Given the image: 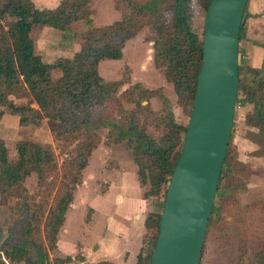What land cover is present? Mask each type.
Masks as SVG:
<instances>
[{"label":"trees","instance_id":"trees-1","mask_svg":"<svg viewBox=\"0 0 264 264\" xmlns=\"http://www.w3.org/2000/svg\"><path fill=\"white\" fill-rule=\"evenodd\" d=\"M95 1L61 0L54 9L40 10L32 0H0V120L7 113L19 118L20 127L39 125L43 118L57 121L61 128L55 132V139L66 148L58 176L54 155L48 147L19 141L17 159L11 161L0 139V204L13 215H30L24 232L29 248L20 243L4 251L11 264L73 262L69 256L51 260L50 254L56 251L66 214L77 187L82 184L83 171L102 142V133L105 146L124 147L136 167L139 186L147 188L143 200L153 202L154 209L145 215L146 233L136 259V264H151L166 190L182 152L188 125L175 122L162 89L150 90L134 84L122 91L123 82L104 80L98 68L102 61L121 60L127 42L147 28L153 43V67L171 85L177 104L189 109L191 115L202 64V36L193 32L191 20L197 8L206 13L211 0H113L121 19L102 27L92 25ZM247 16L246 7L240 42ZM82 25L87 30L74 31ZM33 27L61 32L69 45L75 42L79 45V51L71 58L48 61L36 52ZM241 63L238 62L239 74ZM22 91L29 96L28 102L15 104L10 96ZM153 98L161 102L158 111L151 108ZM236 105L251 107L246 119L254 131L248 133L247 140L257 146L254 155H264V57L253 84L239 83ZM149 127L155 129L157 136L147 133ZM251 174L228 148L205 242L209 227L222 220L226 201H232L245 190ZM31 175H35L37 184L33 195L25 186ZM12 200L14 204L10 205ZM262 240L257 264H264Z\"/></svg>","mask_w":264,"mask_h":264},{"label":"rangeland","instance_id":"rangeland-1","mask_svg":"<svg viewBox=\"0 0 264 264\" xmlns=\"http://www.w3.org/2000/svg\"><path fill=\"white\" fill-rule=\"evenodd\" d=\"M112 4L108 0L97 1L98 13L94 26H106L121 19L120 13L114 10ZM205 15L204 10L197 8L191 20V28L199 37L203 33ZM87 28L82 25L74 31L82 33ZM32 38L36 52L43 55L48 61L55 58H71L72 49L75 46L78 47L76 42L69 45L61 32L48 27H33ZM244 46L245 42L242 40L239 44L238 56L239 64L240 61L242 62L239 83L242 86H251L259 67L251 68L254 66L255 58L245 52ZM152 56L153 43L148 38V29L144 28L127 42L121 60L100 62L99 75L109 82H123L122 91L134 84H141L150 90L162 89L163 94L170 102L175 122L187 126L190 111L177 104L171 85L167 84L164 77L153 67ZM10 99L15 104H22L28 102L29 96L22 91L12 94ZM150 104L154 111L161 108V102L157 98L151 99ZM31 107L37 109L35 104H32ZM126 107L132 108L131 105H126ZM0 110L2 109L0 108ZM250 113V106L235 105L231 130L233 135L228 148L231 155L244 163L252 171V174L245 190L238 193L232 201H226L221 214L222 220L209 227L208 238L206 242L204 238L202 247L201 264H257L258 262L256 255L259 254L261 240L264 239V155L260 157L254 155L257 152V146L247 140L248 133L254 131L246 119ZM5 115V119L0 121V139L5 143L9 159L11 161L17 159L16 145L19 141L38 142L48 147L53 153L59 176L66 152L65 146L55 139V132L61 128L60 124L57 121L43 118L39 125L20 127L17 116L7 113ZM147 133L152 137L157 136L153 127H149ZM101 139V144L92 153L89 164L83 171L82 184L77 187L70 208L72 212L67 215L69 229L64 238L68 245H72V242L77 238H85L90 241L97 233L94 228L92 231L83 228V224L90 222L94 208L97 206L105 212L116 214L118 218L133 216L132 224L134 226L143 225L144 235L146 233L145 215L154 209L153 202L147 203L142 198L147 188L139 186L136 167L124 147L122 145L105 146V133L101 134ZM25 186L30 195L36 192L35 175H31L26 180ZM122 195L128 198L129 203L126 206L118 207V205L120 206L119 196ZM13 204L12 200L10 205ZM29 217L30 215L27 213L13 215L6 206L0 204V249L3 252L24 240ZM105 222V219L101 217L100 224H105ZM141 245H143V236ZM71 251L72 249L64 247L60 256L64 257ZM50 256L53 259L58 257V254L54 251Z\"/></svg>","mask_w":264,"mask_h":264},{"label":"water","instance_id":"water-1","mask_svg":"<svg viewBox=\"0 0 264 264\" xmlns=\"http://www.w3.org/2000/svg\"><path fill=\"white\" fill-rule=\"evenodd\" d=\"M249 0H211L183 149L166 190L151 264H199L227 153L239 85L240 29ZM21 243L29 248L26 240Z\"/></svg>","mask_w":264,"mask_h":264},{"label":"crops","instance_id":"crops-1","mask_svg":"<svg viewBox=\"0 0 264 264\" xmlns=\"http://www.w3.org/2000/svg\"><path fill=\"white\" fill-rule=\"evenodd\" d=\"M97 1L99 2L100 0L95 1V15L91 18L93 26L98 13ZM108 1L113 3L111 2L112 0ZM32 2L37 9L43 10L56 8L61 0H32ZM246 7L248 16L245 21L244 38L242 40L245 42V52L255 58L252 68H256L262 65L264 57V0H249ZM77 51H79V45L78 47L75 46L71 52L74 54ZM5 117L6 115H3L1 120L3 121ZM119 201L120 206L118 205V207L126 206L129 203L128 198L124 195L119 196ZM142 204L144 203L142 202ZM69 212L71 214V209L66 214L64 225L57 239L56 252L59 258L71 257L73 262L70 264H94L101 261L113 264H136L137 255L142 248L141 241L142 236H144V228L143 225L134 226L132 224L133 216L118 218L116 214L105 212L97 206L94 208V214L90 222L83 224L84 229L92 231L94 228L97 233L94 234L90 241L85 238H77L72 242V245H68L64 236H66L65 234L68 233L69 229V222H67ZM101 217L105 219V224H100ZM97 218L99 219L97 220ZM64 247L72 249V251L62 257L60 254Z\"/></svg>","mask_w":264,"mask_h":264},{"label":"built area","instance_id":"built-area-1","mask_svg":"<svg viewBox=\"0 0 264 264\" xmlns=\"http://www.w3.org/2000/svg\"><path fill=\"white\" fill-rule=\"evenodd\" d=\"M0 264H11L2 249H0Z\"/></svg>","mask_w":264,"mask_h":264},{"label":"flooded vegetation","instance_id":"flooded-vegetation-1","mask_svg":"<svg viewBox=\"0 0 264 264\" xmlns=\"http://www.w3.org/2000/svg\"><path fill=\"white\" fill-rule=\"evenodd\" d=\"M252 68V67H251ZM260 68V67H259ZM199 264H201V261L199 262Z\"/></svg>","mask_w":264,"mask_h":264}]
</instances>
